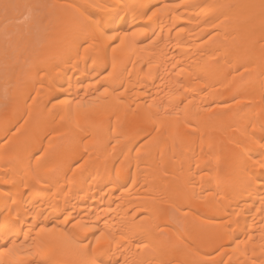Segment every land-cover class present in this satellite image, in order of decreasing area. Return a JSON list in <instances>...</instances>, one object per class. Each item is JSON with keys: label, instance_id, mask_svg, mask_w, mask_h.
<instances>
[{"label": "bare ground", "instance_id": "obj_1", "mask_svg": "<svg viewBox=\"0 0 264 264\" xmlns=\"http://www.w3.org/2000/svg\"><path fill=\"white\" fill-rule=\"evenodd\" d=\"M261 160L264 0H0V264H264Z\"/></svg>", "mask_w": 264, "mask_h": 264}, {"label": "snow or ice", "instance_id": "obj_2", "mask_svg": "<svg viewBox=\"0 0 264 264\" xmlns=\"http://www.w3.org/2000/svg\"><path fill=\"white\" fill-rule=\"evenodd\" d=\"M156 13H153L155 15ZM260 166L264 167V160H261ZM67 217L65 218V222H67ZM80 226L78 223L77 225H74V227ZM82 230L87 231V228H82ZM54 231V230H52ZM48 232L47 229L41 228L40 231L37 233V239L34 241L36 248H37V254H45V253H55L60 252L62 254H75L77 251H79L80 248L86 247L85 245H81L76 243L75 241H69L64 239L63 237H57L55 239H49V240H41V234H44ZM29 237L25 235V240H27ZM107 238L105 237L104 233H101L99 237L96 238V244L100 245L103 242H106ZM110 242V241H107ZM13 247H16V245H13ZM8 251H12V249H7Z\"/></svg>", "mask_w": 264, "mask_h": 264}, {"label": "rangeland", "instance_id": "obj_3", "mask_svg": "<svg viewBox=\"0 0 264 264\" xmlns=\"http://www.w3.org/2000/svg\"><path fill=\"white\" fill-rule=\"evenodd\" d=\"M24 17L22 19H20L19 21L24 20L25 19ZM47 26L48 25H45V21L41 20L39 22L37 21V23L34 24L33 28H30L29 30H33L34 32H37L40 29V27H41L42 30H39V31L41 32V34H43V33H45L47 31Z\"/></svg>", "mask_w": 264, "mask_h": 264}]
</instances>
